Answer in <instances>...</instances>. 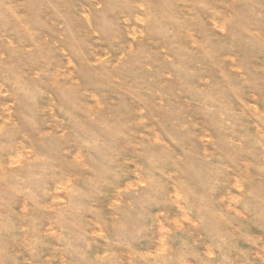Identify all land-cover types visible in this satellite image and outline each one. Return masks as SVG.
Wrapping results in <instances>:
<instances>
[{
	"label": "rangeland",
	"instance_id": "1",
	"mask_svg": "<svg viewBox=\"0 0 264 264\" xmlns=\"http://www.w3.org/2000/svg\"><path fill=\"white\" fill-rule=\"evenodd\" d=\"M0 264H264V0H0Z\"/></svg>",
	"mask_w": 264,
	"mask_h": 264
}]
</instances>
